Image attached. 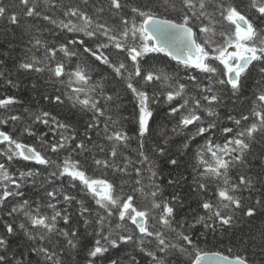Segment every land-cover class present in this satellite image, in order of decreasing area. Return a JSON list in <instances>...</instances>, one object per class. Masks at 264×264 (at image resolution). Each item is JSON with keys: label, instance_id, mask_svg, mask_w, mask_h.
<instances>
[{"label": "snow or ice", "instance_id": "obj_1", "mask_svg": "<svg viewBox=\"0 0 264 264\" xmlns=\"http://www.w3.org/2000/svg\"><path fill=\"white\" fill-rule=\"evenodd\" d=\"M18 2L0 3L22 45H0V264H264V226L235 235L264 218V0ZM21 74L82 128L25 104Z\"/></svg>", "mask_w": 264, "mask_h": 264}, {"label": "trees", "instance_id": "obj_2", "mask_svg": "<svg viewBox=\"0 0 264 264\" xmlns=\"http://www.w3.org/2000/svg\"><path fill=\"white\" fill-rule=\"evenodd\" d=\"M132 3H142L143 0H131ZM237 2H239V0H237ZM0 3H3L5 6L9 7L10 9H14L16 11L20 10V6H19V2L18 0H0ZM22 22H33L31 18H25V17H21ZM7 26L6 21L4 20H0V45H3L4 47H8L6 40L11 41L13 45L16 46L17 48V54H20L19 50L22 48V45L19 42V30L17 29H13V33H10L6 38L3 34V29ZM45 35H49L47 32H45ZM37 55H42V51L36 53ZM157 62L159 64H168L169 67H174V62H169L167 60V58L165 57H157ZM8 67H13V62L11 60H9L7 62ZM107 71V70H105ZM20 79L22 81V88L19 92H16L15 94L20 96L22 99H24L25 104L31 105L32 107H44L47 108L50 111L55 112H59L61 114V116L64 117H68L70 118L74 123H78V126L83 125V120L87 119V117H80L76 114H74L68 105H65L63 108H58L56 106L53 105H49L46 102H44L41 97L40 94L43 92H51L53 91L52 85L50 84H45L43 79H39L38 78V74H21ZM37 80V83L39 84L38 89L33 92L31 90L30 84L32 80ZM56 87H60V85H56ZM5 90L0 88V95L4 94ZM7 94H13L11 90H8ZM132 110V105L130 103H128L127 99L125 100V107L123 110V114L124 115H128ZM163 113L161 112V116L157 118V125H154V127L162 125L164 123L163 119H162ZM170 127V125L168 126ZM129 131H131L132 125H128ZM28 142H32L31 140H29ZM133 146H135V144H133ZM195 147V146H194ZM31 166V165H29ZM17 167H19V165H17ZM169 191H171V189H169ZM185 191H188L187 187H185ZM192 208L196 207L195 201H192L191 204ZM190 214V210L189 209H185L184 212H182V215H189ZM262 226H264V218L262 217H257L255 218L253 221L249 222L248 224L242 225L241 229L236 231V236H240V235H244L246 233H248L250 230L251 231H255L258 228H261ZM235 239V237L233 238ZM211 240V237H210ZM228 238L226 237L224 240V244L227 245L228 244ZM213 245L210 243L209 247H212Z\"/></svg>", "mask_w": 264, "mask_h": 264}]
</instances>
